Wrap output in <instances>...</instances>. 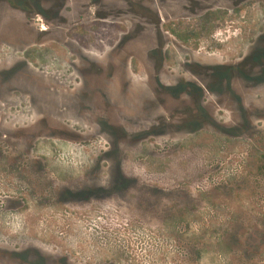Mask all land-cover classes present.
<instances>
[{
  "label": "rangeland",
  "instance_id": "obj_1",
  "mask_svg": "<svg viewBox=\"0 0 264 264\" xmlns=\"http://www.w3.org/2000/svg\"><path fill=\"white\" fill-rule=\"evenodd\" d=\"M86 4L0 1V264H264V82L159 85L264 45V0Z\"/></svg>",
  "mask_w": 264,
  "mask_h": 264
},
{
  "label": "flooded vegetation",
  "instance_id": "obj_2",
  "mask_svg": "<svg viewBox=\"0 0 264 264\" xmlns=\"http://www.w3.org/2000/svg\"><path fill=\"white\" fill-rule=\"evenodd\" d=\"M9 3L16 10L22 11L27 14L25 17L28 24L32 28L38 29L40 27L41 32H47L52 29L53 25H64L65 22V9L67 5L73 0H0ZM86 4L85 9L91 11L93 7H101L105 0H81ZM143 8V7H141ZM85 9H82L85 11ZM145 9V8H143ZM130 15L138 17L146 21L149 25L156 27L159 33L160 18L154 17L150 20V16H146L143 13H139L131 10ZM64 22L62 23V21ZM41 22V23H40ZM43 23V24H42ZM263 44L255 46L245 56L235 62H225L220 66H209L211 70L210 78L214 81L200 83L198 80H181L176 85L159 84L160 88L167 93H174L176 96L181 97L184 94L194 95L199 105L204 102L205 97L211 92H225L224 94L231 93L235 88L236 81L243 79L248 82L249 85L258 86L264 82V50ZM262 48V49H261ZM231 92V93H230ZM170 93V94H171ZM37 262H43L42 259Z\"/></svg>",
  "mask_w": 264,
  "mask_h": 264
}]
</instances>
